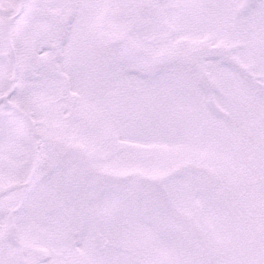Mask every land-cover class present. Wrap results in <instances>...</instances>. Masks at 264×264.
I'll list each match as a JSON object with an SVG mask.
<instances>
[{"label":"snow or ice","instance_id":"1","mask_svg":"<svg viewBox=\"0 0 264 264\" xmlns=\"http://www.w3.org/2000/svg\"><path fill=\"white\" fill-rule=\"evenodd\" d=\"M0 264H264V0H0Z\"/></svg>","mask_w":264,"mask_h":264}]
</instances>
